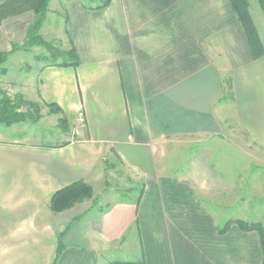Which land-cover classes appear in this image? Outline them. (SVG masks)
I'll use <instances>...</instances> for the list:
<instances>
[{
  "label": "crops",
  "instance_id": "obj_1",
  "mask_svg": "<svg viewBox=\"0 0 264 264\" xmlns=\"http://www.w3.org/2000/svg\"><path fill=\"white\" fill-rule=\"evenodd\" d=\"M53 1L49 9L65 7L79 65L43 64L38 89L77 136L31 146L0 127V264H52L66 229L57 264H263L259 232L226 209L250 194L224 169V143L242 148L224 139L225 114L246 129L243 149L262 152L264 164V54L253 58L231 1ZM34 19L31 10L5 18L0 52L21 45ZM225 72L234 88L228 107ZM187 138L176 153L175 142ZM116 159L130 196L51 210L57 191L81 181L93 189Z\"/></svg>",
  "mask_w": 264,
  "mask_h": 264
},
{
  "label": "rangeland",
  "instance_id": "obj_2",
  "mask_svg": "<svg viewBox=\"0 0 264 264\" xmlns=\"http://www.w3.org/2000/svg\"><path fill=\"white\" fill-rule=\"evenodd\" d=\"M57 1L59 3V0ZM79 1H83L87 4L90 0ZM102 1L103 0H95V3H100ZM247 2L249 11L251 9L256 16L258 26L261 30H264V25L261 22L262 17H259L260 12H262L261 14L263 15L264 13L258 0H247ZM64 8V6H56L54 2L47 13L46 20L41 29V34L44 39L60 51L70 48L64 30L66 20ZM38 56H43L46 59L38 61ZM54 56L55 54L50 53L46 47L35 46L31 48L30 51L16 54L11 58L8 57L6 62L2 65V69L6 70V73H3L0 69V88L5 89L7 93L12 96L22 94L26 105L19 110L20 113H32L31 115H33L31 118L24 119L10 126L0 124L2 129L7 126L11 129H15V133H23L24 137L22 138V144L24 145L57 146L77 136L74 124H72L69 117H66L65 114L49 113V109L43 104L39 93L38 81L40 68L43 64L53 63L52 59L55 58ZM60 61L61 60H58L57 62L59 63ZM230 77H232L231 72H225V79ZM228 102L229 101L225 98L222 103L225 107H228ZM38 109L39 112H37ZM32 117H34L35 120H33ZM229 117L226 114L224 115V139H231L242 148H233L228 144L229 142L225 141L227 143H224L222 152L223 158L227 159V163L224 161V163H226L224 164V169L226 168L231 171L227 173L239 174L240 182L247 188L245 193L250 194V197H239L240 199H237L239 203L234 202L233 207L226 208L229 210L227 216L232 214L235 219H239L241 227L256 228V231L261 235V233L264 234V164L259 161L263 159L262 152L257 149H253L254 151H252L248 147H246V150L243 149V147H245L244 145L249 143V135L246 129L236 119H231ZM61 118L66 119V123H63ZM11 138L12 137L9 136V140ZM183 140L186 141L181 140V142H175L177 144V146L174 147L176 153H183L187 141H191L192 139L187 138ZM248 152L250 155H248ZM253 153L256 155H253ZM231 160H233V162H231ZM114 163L113 165L107 164L104 180L99 184H92L94 189L92 196L84 200L91 201L92 204L96 206L100 204L104 206L106 202H111L117 196H130L129 194L127 195L130 182L126 178L125 170L117 159ZM225 204L224 206L229 205L228 203ZM237 211L240 213H237Z\"/></svg>",
  "mask_w": 264,
  "mask_h": 264
},
{
  "label": "trees",
  "instance_id": "obj_3",
  "mask_svg": "<svg viewBox=\"0 0 264 264\" xmlns=\"http://www.w3.org/2000/svg\"><path fill=\"white\" fill-rule=\"evenodd\" d=\"M51 0H7L5 3L0 5V23L7 17L21 14L25 11L31 10L35 14V19L33 23L29 26L26 34V38L21 45H13L11 51L0 52V69L3 73L6 70L2 69V65L6 62L8 57L18 50L30 51L31 48L35 46H44L52 54H55V58L52 59L53 63L59 66H73L77 67L79 65L78 54L74 44L66 50H57L54 46L46 41L41 34V29L46 20L47 13L49 12V4ZM234 11L238 15L244 32L248 38V42L253 54L254 59L260 58L264 54L263 44L259 37L257 28L251 16L248 8L247 0H230ZM110 0H106L102 6H106ZM258 3L264 13V0H258ZM58 56V57H57ZM60 57V58H59ZM46 58L43 56H38V61H43ZM58 60H61L59 63ZM227 101L234 100V88L232 78L225 79L223 86V98ZM48 107L49 113L63 114L64 112L61 107L54 103H45ZM26 105L22 94H17L12 96L7 93L5 89L0 88V122L10 126L15 123L21 122L24 119L31 118L29 113H20V109ZM39 112V109L37 110ZM35 120L34 117H32ZM63 123H66V119L61 118ZM93 189L90 185L84 182H75L59 191H57L51 198L50 208L54 212L64 211L71 208L75 203L89 198L92 196ZM67 230V229H66ZM63 231L58 236V246L54 261L52 264H57L61 253L64 250L63 236L65 234ZM261 240L264 249V234L261 233ZM264 264V263H263Z\"/></svg>",
  "mask_w": 264,
  "mask_h": 264
}]
</instances>
